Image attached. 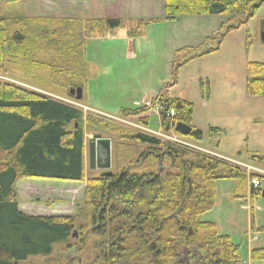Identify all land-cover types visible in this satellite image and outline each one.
<instances>
[{
	"label": "trees",
	"instance_id": "trees-1",
	"mask_svg": "<svg viewBox=\"0 0 264 264\" xmlns=\"http://www.w3.org/2000/svg\"><path fill=\"white\" fill-rule=\"evenodd\" d=\"M263 3L163 0L162 9L169 20L186 15L240 17L229 30L251 19ZM79 20L0 16V74L50 85L72 98L69 89L83 88L87 80L86 40L124 25L120 18H87L85 38L79 39ZM151 21L136 19V27ZM177 53L174 62L183 58L185 62L186 55L192 54L186 47ZM245 89L249 96H264V62H247ZM167 92L151 100L160 103L163 129L174 131L177 122L192 126V103ZM143 107L121 108L118 114L138 116L148 110ZM171 110L174 114L168 116ZM82 118V111L70 103L0 82V264L47 257L55 248L56 255H67L71 249L80 253L73 258L65 256L64 264L243 263L240 246L228 235L218 234L213 222L201 220L215 204L216 183L244 181L241 171L188 147L91 115ZM141 122L148 124V119L141 118ZM85 127L89 132L103 130L120 151L111 176L87 175ZM190 136L200 140L202 132L192 127ZM247 160L264 167V155H248ZM142 161L143 165H137ZM23 178L84 183L82 205L74 216L27 214L19 209L15 191ZM260 181V188L250 189L251 198L264 192V177ZM251 231L262 233L264 225L253 226ZM249 260L264 264V246L251 248Z\"/></svg>",
	"mask_w": 264,
	"mask_h": 264
},
{
	"label": "rangeland",
	"instance_id": "rangeland-1",
	"mask_svg": "<svg viewBox=\"0 0 264 264\" xmlns=\"http://www.w3.org/2000/svg\"><path fill=\"white\" fill-rule=\"evenodd\" d=\"M28 4L24 12L22 0L9 3L0 0V16L78 18L80 30L76 36L79 39L85 38L87 18H120L124 25L86 40L87 80L80 101L69 99L67 93L58 92L50 85H37L31 79L23 81L0 74V82L70 103L82 111L83 120L91 115L162 142L211 155L241 171L244 181L216 183L215 204L201 220L213 222L218 234L228 235L238 244L242 264H246L249 250L264 246V232L251 231L253 226L264 225V197L258 194L251 198L249 183L251 175L264 177V167L247 160L248 155H264V96H249L245 89L247 62H264V3L251 19L229 30L230 25H237L240 17L229 20L224 14L186 15L169 20L163 15V0H36ZM141 18L152 21L136 27V19ZM185 47L192 54L186 55L185 62L184 58L179 60L178 65L173 60L179 55L177 51ZM165 90L170 97L192 103V126L202 132L200 140H193L190 135L178 137L172 130L163 129L161 115L157 114L161 108L156 113V105L151 100ZM157 105L160 107V103ZM143 106L148 110L141 115H121L126 118L121 117L125 122L117 120L121 108ZM141 118L148 119V130L136 127L143 125ZM210 128L219 131H210ZM85 129L87 154L90 138L94 134L103 137L106 134L103 130ZM111 142L113 172L120 151ZM141 164L143 161L137 165ZM99 173L87 171L88 176ZM83 190L84 183L56 179L23 178L15 185L19 209L32 215L74 216L82 205ZM56 252L55 248L47 257L37 256L19 264H64L65 256L80 255L75 249L67 255H56Z\"/></svg>",
	"mask_w": 264,
	"mask_h": 264
},
{
	"label": "water",
	"instance_id": "water-1",
	"mask_svg": "<svg viewBox=\"0 0 264 264\" xmlns=\"http://www.w3.org/2000/svg\"><path fill=\"white\" fill-rule=\"evenodd\" d=\"M69 95L76 100H81L83 90L81 86L69 89ZM174 130L181 135H189L192 127L183 122H177ZM88 167L102 172L101 177L111 176V139L104 138L100 134H94L88 142ZM264 197V192L263 195Z\"/></svg>",
	"mask_w": 264,
	"mask_h": 264
},
{
	"label": "built area",
	"instance_id": "built-area-1",
	"mask_svg": "<svg viewBox=\"0 0 264 264\" xmlns=\"http://www.w3.org/2000/svg\"><path fill=\"white\" fill-rule=\"evenodd\" d=\"M169 113H170V114H173L174 112H173V111H170ZM118 120H119V121H122V122H125L123 119H118ZM136 127H138V128H143V127L138 126V125H136ZM144 129H146V128H144ZM173 143H177V144L183 145V144H181V143H179V142H173ZM251 184H252L253 186H257V185H259V180L256 179V178H253V179L251 180Z\"/></svg>",
	"mask_w": 264,
	"mask_h": 264
},
{
	"label": "crops",
	"instance_id": "crops-1",
	"mask_svg": "<svg viewBox=\"0 0 264 264\" xmlns=\"http://www.w3.org/2000/svg\"><path fill=\"white\" fill-rule=\"evenodd\" d=\"M11 1H17V0H6L7 3L11 2ZM36 0H22V9L24 12H26V10L28 9L27 6L29 5V3H35ZM24 16V15H23Z\"/></svg>",
	"mask_w": 264,
	"mask_h": 264
}]
</instances>
